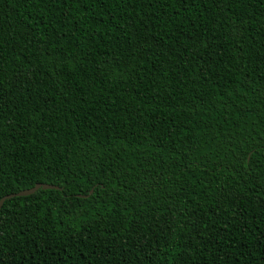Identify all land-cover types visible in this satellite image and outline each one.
Segmentation results:
<instances>
[{"label":"trees","instance_id":"obj_1","mask_svg":"<svg viewBox=\"0 0 264 264\" xmlns=\"http://www.w3.org/2000/svg\"><path fill=\"white\" fill-rule=\"evenodd\" d=\"M38 182L0 264H264V0H0V198Z\"/></svg>","mask_w":264,"mask_h":264},{"label":"water","instance_id":"obj_2","mask_svg":"<svg viewBox=\"0 0 264 264\" xmlns=\"http://www.w3.org/2000/svg\"><path fill=\"white\" fill-rule=\"evenodd\" d=\"M43 188V189H47V188H58L57 185L54 184H49V183H44V182H38L36 184H34L32 187L27 188V189H22L20 191H17L15 193H10L7 195H4L3 197L0 198V208L4 202L5 199L10 198L12 196H24V195H28L33 193L34 191H36L38 188ZM83 196V195H80Z\"/></svg>","mask_w":264,"mask_h":264}]
</instances>
